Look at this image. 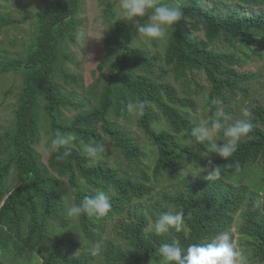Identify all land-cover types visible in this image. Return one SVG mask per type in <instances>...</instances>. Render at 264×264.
Instances as JSON below:
<instances>
[{
	"label": "trees",
	"instance_id": "1",
	"mask_svg": "<svg viewBox=\"0 0 264 264\" xmlns=\"http://www.w3.org/2000/svg\"><path fill=\"white\" fill-rule=\"evenodd\" d=\"M105 2L114 38L108 42L107 80L99 105L67 113L70 107L80 109L89 104L79 102L76 92L66 89L65 85L80 86L82 76L68 71L63 63L64 59L74 61L63 43L77 40L76 16L82 0H57L33 13L38 26L28 51L0 60V74L9 70L23 74L14 123L0 130V264H15L12 258L17 256L38 257L39 264H95L97 255L92 254L91 246L102 240L114 215L123 212L128 217L114 223L116 239L105 240L99 264H159L156 250L162 244L175 240L187 248L208 242L218 232L231 231L243 207L239 230L252 253L249 259L264 264V200L259 201L257 193L242 182L253 163L264 170V100L251 106L253 128L232 156L225 160L214 154L213 163L220 167L216 177L208 180V168L201 169L182 179L174 192L161 190L160 198L147 206V211L135 202L154 191L152 176L142 161L146 155L143 145L116 119L131 116L129 102L147 101L144 115H137V125L155 152L156 179L165 171L178 176L186 159L205 162L202 154L184 143L188 139L196 142L190 135L196 122L188 109L195 110L193 95L205 88L197 74L203 72L211 86L213 115L222 101L224 114L230 116L227 103L239 94L248 97L249 87L243 82L259 76L256 71L244 70L240 53L246 54L264 41V7H257L264 6V0H219L212 5L204 0H180L182 18L170 31L165 65L175 80H184L183 96L158 74L160 69L167 72L159 55L150 56L132 46L127 23L117 18L111 0ZM43 122L50 125L45 130L48 141L57 131L75 137L60 154L50 152L46 163L36 147ZM108 141L122 158L116 167L102 159L92 163L82 151L86 143H100L105 146L102 154L107 155ZM207 143L199 144L208 148ZM70 188L73 203L96 190L105 191L112 205L110 212L100 219L82 215L71 225L65 214V195ZM163 203H177L178 207L169 209ZM180 209L185 213L180 231L170 228L157 235L150 227V218L155 222L158 214ZM76 231L78 237L72 236ZM6 257L9 262L2 260Z\"/></svg>",
	"mask_w": 264,
	"mask_h": 264
},
{
	"label": "rangeland",
	"instance_id": "2",
	"mask_svg": "<svg viewBox=\"0 0 264 264\" xmlns=\"http://www.w3.org/2000/svg\"><path fill=\"white\" fill-rule=\"evenodd\" d=\"M57 0H0V60L4 61L7 58L18 57L24 55L31 45L33 39L37 33V17L32 15L33 13L40 11L46 7L51 6ZM219 0H204L208 5H212L213 2ZM227 3L233 2V0H223ZM117 0H111L112 8L115 12V5ZM180 3V0H179ZM256 8V6L254 5ZM257 7L263 8L264 6L258 5ZM105 0H82V5L77 13L76 19L79 21L76 24V33L80 31H86L88 39L86 41H73L67 39L63 43L66 54H70L72 59H64L63 63L68 71L79 73L82 76L80 86L76 85H65L69 91H75L79 102L88 101V106L80 109L70 107L68 109L69 114H75L78 110H86L91 107L99 105V95L103 89L104 83L107 80V47L110 40L114 38L112 29V22L106 12ZM116 15V12H115ZM117 16V15H116ZM118 18V17H117ZM119 19V18H118ZM147 15L141 19V23L147 22ZM125 22V21H124ZM130 29V44L140 51L147 52L150 56L158 54L160 58V64L167 68V72H163L161 69L158 74L163 80H168L173 83L181 96L185 95L182 91L186 87L183 79L175 80L174 75L170 68L165 65V50L168 44L169 34L164 41H158L148 38L138 37V32L135 27L130 23L126 22ZM5 51L7 53H5ZM248 56H247V55ZM240 53L241 58L244 61L243 68L247 71H256L259 74L256 79H249L243 83L249 87V96L245 97L239 94L233 99V102L227 103L231 107L230 119L228 123L234 122L235 119L241 118V108L247 107L249 111L251 106L254 105L255 101L264 100V41L259 44H254L247 53ZM105 61V66L100 68V63ZM197 81L204 85L205 88L197 89V93H194L193 97L196 101V108L188 109V111L194 117L196 124L202 120H207L209 123L213 119L218 117L213 115L211 112V106L209 104V92L210 85L203 72L197 74ZM23 81L22 72H16L9 70L8 72L0 74V130L4 131L11 128L14 123L15 108L18 102L19 91ZM60 83H63L60 80ZM195 81H191L192 87L196 90L194 85ZM193 89V90H194ZM194 90V91H195ZM216 109L224 113L223 102H219ZM215 113V114H216ZM137 115H131L129 118H116L118 123L128 128L134 135L139 137V141L142 143V147L145 151V156L142 157L143 164L146 167L147 172L152 176L151 184L154 185V191L152 194L144 197L141 201L139 199L135 202H140L142 207L147 211V206L159 199L161 196V190L166 188L168 192H174L177 188L181 187V181L185 177L193 176L198 173L201 169L209 168L208 161L213 162L214 152L211 153L209 148L202 147L198 142H194L190 139L184 140V143L191 146L195 151L203 155L205 162H200L192 159H186L182 164L180 174L176 177H172L168 172H162L161 177L156 179L153 177L154 170V151L151 150V143L145 133L137 125ZM162 127H165V122L162 121ZM50 127L49 123L43 122L41 124V136L40 141L37 143V150L42 154V159L46 163L50 152L45 151V145L48 142V135L45 130ZM213 143L223 144L222 130L217 131L211 138ZM208 142V141H207ZM208 144V143H207ZM108 147L110 153L107 155L100 154V156L92 161L94 163L98 159L106 161L110 166L116 167L117 161L122 159L118 156L113 143L108 141ZM214 164V163H213ZM249 172L242 178L243 184H245L251 191L257 193L259 201L264 200V170L261 168L259 163H253ZM11 181V178H10ZM74 191L70 188L68 195H65L66 205L73 203ZM166 205V203H163ZM167 208H177V203L173 206L166 205ZM245 207L237 213L235 221L231 228V238L235 244V247L247 256V264H262L249 259L252 253L249 252V245L245 242L244 235L240 232L239 227L242 224L241 214ZM176 211V210H175ZM160 214H158L159 216ZM157 216V217H158ZM127 212H123L122 215L114 217L108 222L106 226L104 236L99 242L100 251L104 247L105 240L116 239L115 233L112 231L114 223L119 218H127ZM78 218H70V224L76 223ZM150 227H154V221L150 218ZM79 232L76 231L72 236L78 237ZM96 245V244H94ZM91 248H93V246ZM99 251V252H100ZM97 258L95 264H99L100 256L96 254ZM8 257L2 258L3 261L9 262ZM15 264H39L38 257L28 256H17L12 258ZM160 264V263H159Z\"/></svg>",
	"mask_w": 264,
	"mask_h": 264
},
{
	"label": "clouds",
	"instance_id": "3",
	"mask_svg": "<svg viewBox=\"0 0 264 264\" xmlns=\"http://www.w3.org/2000/svg\"><path fill=\"white\" fill-rule=\"evenodd\" d=\"M115 12L120 21L130 22L138 32V37L164 41L169 29L182 18V8L179 0H117ZM147 15V22L141 23V19ZM78 41H86L88 34L80 31L75 34ZM147 101H134L127 104V112L130 115L143 116ZM217 119L210 123L202 120L196 124L190 132L191 137L198 143L208 141L211 153H216L223 159H227L237 150L241 140L246 137L253 128L247 107L241 108V118L228 123L230 117L218 111ZM224 137L223 144L213 143L211 138L221 131ZM75 137L57 131L53 138L45 145V151L60 154L61 149L72 143ZM82 151L91 160L97 159L105 152V146L100 143H86ZM63 153L60 158L63 157ZM208 180L218 175L219 166H215L211 160L208 161ZM109 194L103 190H96L91 196H85L79 203L66 205L65 214L69 218H79L82 215L95 217L97 219L106 217L111 210ZM185 213L183 209L173 212L168 210L160 214L154 222V231L157 235L175 228L180 231ZM92 254L100 251V244L92 248ZM160 264H247V256L239 251L231 238V232H218L208 242L189 244L182 248L178 241L164 243L157 250Z\"/></svg>",
	"mask_w": 264,
	"mask_h": 264
}]
</instances>
